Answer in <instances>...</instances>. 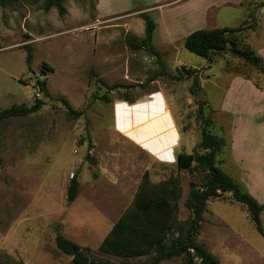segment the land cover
I'll return each instance as SVG.
<instances>
[{
  "label": "rangeland",
  "instance_id": "374dc122",
  "mask_svg": "<svg viewBox=\"0 0 264 264\" xmlns=\"http://www.w3.org/2000/svg\"><path fill=\"white\" fill-rule=\"evenodd\" d=\"M98 1L63 0V16L57 9L46 11L44 0H8L5 7L0 6V110L32 105L36 97L44 102L39 112L2 124L0 264H71L73 257L56 246L59 232L97 262H149L148 256L126 259L99 253L98 248L130 205L146 170L154 181L178 174L175 164L155 162L117 134L114 102L136 101L151 92L166 94L180 128L182 149L188 153L201 140L199 102L206 103L205 113L214 123L212 132L220 138L227 139L229 123L246 125L248 138L255 141L248 159L261 177L252 182L264 201V76L228 52L209 62L184 47L185 39L197 30L251 24L248 17L253 12L256 16L261 3L252 10L247 5L209 9L213 0H202L198 5L169 4L149 13L159 25L156 41L167 72L178 75L185 66L198 70L200 82L203 79V90L194 97L193 79L152 80L159 71L155 57L131 50L125 41L128 34L144 37L145 23L139 13L157 0H105L100 8ZM256 19L257 28L241 34L238 42L264 58V11ZM193 28L197 29L190 33ZM25 45L32 47L33 73L28 71ZM237 76L249 82L233 83L235 87L227 93ZM37 77L46 80L51 98L39 92ZM115 85L119 87L111 90ZM105 95L113 103L103 102ZM65 101L81 114H72ZM223 169L240 180L236 172ZM75 173L79 195L69 202L67 188ZM179 177L185 192L179 220L185 222L190 214L184 206L189 183L199 182L200 177L187 172ZM230 199L208 202L197 241L221 264H264V236L245 207ZM261 217L264 228V211ZM161 264H182V258Z\"/></svg>",
  "mask_w": 264,
  "mask_h": 264
},
{
  "label": "trees",
  "instance_id": "16d2710c",
  "mask_svg": "<svg viewBox=\"0 0 264 264\" xmlns=\"http://www.w3.org/2000/svg\"><path fill=\"white\" fill-rule=\"evenodd\" d=\"M7 1L0 0V6L5 7ZM44 9L46 11L57 9L61 16L66 13L63 0H44ZM139 16L145 23L144 37L139 39L135 35L128 34L125 41L131 50H143L155 57L159 71L155 73L152 80L164 76L176 81L193 79L190 92L194 97H197L201 91L198 70L184 66L178 75H170L161 53L153 44L157 29L156 22L147 11L140 12ZM248 18L253 20L251 24H247V21L246 24L235 29L197 30L185 39L184 47L189 52L205 58L209 62L215 55L228 52L231 56L237 57L245 64L256 68L264 76V58L256 54L247 45L238 42L241 34H245L247 31L249 33L250 30L257 27L254 12ZM25 47L27 48L28 71L33 73L32 47L29 45H25ZM43 67L53 70L46 63H43ZM36 86L46 98H51L46 80L38 79ZM255 86L259 88L256 84ZM117 87L119 85L110 89L113 90ZM128 87L132 88V86ZM101 100L108 104L112 102L106 95ZM65 104L72 114L77 116L81 114L76 113L68 102L65 101ZM205 104V102H199L197 109V120L201 126V140L192 153H180L176 162L179 172H187L190 175L200 177L199 182L190 181L189 183L188 196L184 202L185 208L190 213L189 218L185 222L179 220L180 201L183 198L180 177L171 175L165 181L155 184L150 179V173L146 171L132 204L103 239L98 248L99 253L126 259L150 257L149 262L143 264H161L163 261H169L173 258H182V264H221L215 255L197 241V236L202 228L208 202L214 199L224 200L227 198L226 195H230L231 202L239 203L245 207L255 229L264 236L261 217L264 205L252 196L242 183L222 169L219 158L223 151L228 148V140L213 134L214 123L205 113ZM43 105V100L36 97L32 105H13L10 108L0 110V137L2 124L5 120L28 117L39 112ZM79 188L78 174L75 173L67 188V200L69 202L76 200ZM55 243L62 253L73 257L71 264H112L105 261L97 262L89 258L75 242L60 233L57 234ZM75 251L76 253H74ZM14 264L22 263L14 262Z\"/></svg>",
  "mask_w": 264,
  "mask_h": 264
},
{
  "label": "crops",
  "instance_id": "0c3cea01",
  "mask_svg": "<svg viewBox=\"0 0 264 264\" xmlns=\"http://www.w3.org/2000/svg\"><path fill=\"white\" fill-rule=\"evenodd\" d=\"M104 1L105 0L98 1V8H100V6L104 3ZM164 1L166 0H157L156 2H153L152 4L148 3L150 5L147 7H150V8L146 9V11L151 13L152 11H157L159 9H162L163 7L168 6L169 4L176 5V4H180L184 2V3H189L192 5H195V4L198 5L197 2H202V0H172L171 3L162 4V5L159 4L160 2H164ZM257 2L261 3L260 5H257L259 6L256 12V16H255L257 18V14L259 15L262 11H264V0H213V2H211L207 7L209 9L210 8L219 9L225 6L241 7L243 5L245 6L247 5L248 9L250 10L252 7L255 6L254 4ZM207 7L205 6L204 13L207 12V9H206ZM158 26L159 25L157 24L156 32L158 30ZM194 29H197V28L190 29V33H192ZM251 31L252 30H250V32ZM156 32L154 34L153 44H154V47L161 53L163 57V52L160 50V48L157 45ZM157 39L159 42V38ZM202 68L204 67H198L197 69H202ZM204 69H206L205 71L207 74L206 76L209 77L208 70L210 69V65L209 66L207 65L206 68ZM202 80L203 79H201V89L203 90ZM240 82L248 83L249 80L247 81V79H244L239 76L234 77V79L232 80V82L230 83L228 87L227 93L228 91L229 92L232 91V87H235V85L232 86L233 83L241 84ZM111 103H113V101ZM119 105L122 106L120 111H118ZM113 113H114V117L116 121L117 134L119 138L126 141L128 144L135 146L145 155H148L150 158H153L155 162L160 163V164H171V165L175 164L176 165L178 155L182 152H186V150L182 149L183 142L181 140L180 128L177 126V123L174 120V117L170 110L168 98L164 92H161V91L151 92L143 96L142 98H139L136 101H130V100H125V99L116 101L113 104ZM226 114H229V113H226ZM239 122L240 123H237V124L229 123V127L227 128L229 131L228 136H227L228 148H226L223 151V153L221 154L219 158V160L221 161V167L222 169L223 167H226V169L230 171L231 173L236 172L239 175L240 180H237L235 177H233L232 175H230L228 172H226L223 169L227 174L232 176L238 182L242 183L247 188V190L250 192V194L254 196L262 205H264V201L260 199V194L258 193L255 187L256 185L252 182L253 180L259 181L261 179L259 175L260 171L259 170L257 171L256 168L254 167L255 163L252 164V162H250V160L248 159V156L250 154H253L251 150L254 147L255 141H252V139L248 138L249 133H248L247 126L242 124L241 121ZM227 155H228V158H227ZM146 171L150 173V179L155 184L165 181L171 176L170 175L168 178H165L159 181H154L152 179V174L150 170H146ZM179 173L180 172L178 171V174L174 176H179ZM256 175H258L257 178H256ZM142 178L138 185V188L142 182ZM138 188H137V191H138ZM184 194L185 192L183 188V195ZM227 196L230 197V195H226V197ZM133 199L130 205L132 204ZM126 209L123 211V213L126 211ZM121 215H119V218L121 217ZM118 219L115 221V223L118 221ZM114 224L111 226L110 229H112ZM107 235L108 233L106 234V236ZM21 263L23 264V262Z\"/></svg>",
  "mask_w": 264,
  "mask_h": 264
},
{
  "label": "water",
  "instance_id": "95a60500",
  "mask_svg": "<svg viewBox=\"0 0 264 264\" xmlns=\"http://www.w3.org/2000/svg\"><path fill=\"white\" fill-rule=\"evenodd\" d=\"M37 79H38V77H37ZM74 253H76V251Z\"/></svg>",
  "mask_w": 264,
  "mask_h": 264
}]
</instances>
